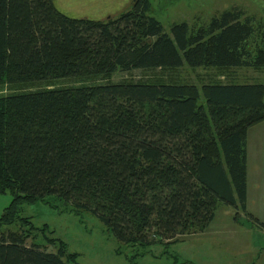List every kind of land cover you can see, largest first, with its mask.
I'll list each match as a JSON object with an SVG mask.
<instances>
[{
    "label": "trees",
    "instance_id": "1",
    "mask_svg": "<svg viewBox=\"0 0 264 264\" xmlns=\"http://www.w3.org/2000/svg\"><path fill=\"white\" fill-rule=\"evenodd\" d=\"M150 0L106 20L53 0H0V85L109 80L118 72L264 69V30L238 8L166 33ZM264 121V85L101 82L0 96V264H74L27 244L21 206L92 213L125 245L202 234L220 204L246 212L247 131ZM18 225L17 230L10 227ZM47 227V226H43ZM66 252V253H65Z\"/></svg>",
    "mask_w": 264,
    "mask_h": 264
},
{
    "label": "rangeland",
    "instance_id": "2",
    "mask_svg": "<svg viewBox=\"0 0 264 264\" xmlns=\"http://www.w3.org/2000/svg\"><path fill=\"white\" fill-rule=\"evenodd\" d=\"M149 15L160 22L169 33L172 24L186 23L190 27L206 24L222 11L238 8L251 16L259 29L264 30V0H150ZM131 0H54L58 11L76 19L103 21L129 9ZM175 82L194 85L198 89L205 84L234 82L238 84H263L264 69L251 68H188L172 71L135 70L118 72L109 80L87 82L63 81L55 85H0V96L37 91L54 87H73L101 82ZM260 129V130H259ZM254 129L247 141V154L252 162H258V136L264 126ZM253 175V172H251ZM9 193L0 194V216L10 204ZM20 216L29 218L36 229L28 232L27 244L38 243L48 252L62 251L58 241L65 244L68 254H76L74 264H264V237L244 233L235 227L239 218L236 211L220 204L214 220L200 235L187 236L165 245H125L118 242L104 225L90 212L64 208L54 201V207L43 202L21 206ZM242 223H250L240 219ZM43 226H47L46 228ZM18 225L10 227L18 230ZM65 252V253H66Z\"/></svg>",
    "mask_w": 264,
    "mask_h": 264
},
{
    "label": "crops",
    "instance_id": "3",
    "mask_svg": "<svg viewBox=\"0 0 264 264\" xmlns=\"http://www.w3.org/2000/svg\"><path fill=\"white\" fill-rule=\"evenodd\" d=\"M54 3V0H53ZM264 126V121L255 125L247 131L246 149L250 133L254 129ZM260 130V129H259ZM258 136V162L250 161L246 151V212L250 214L260 224H264V132H259ZM253 172V175L251 174ZM238 222L235 227H240L244 233L252 236L264 237V228L248 220L245 213L238 212ZM240 219H246L250 223H241ZM200 235V234H199ZM195 236V235H194Z\"/></svg>",
    "mask_w": 264,
    "mask_h": 264
}]
</instances>
